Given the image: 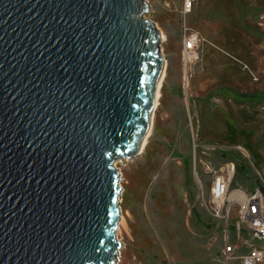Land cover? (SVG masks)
<instances>
[{"label": "water", "instance_id": "obj_1", "mask_svg": "<svg viewBox=\"0 0 264 264\" xmlns=\"http://www.w3.org/2000/svg\"><path fill=\"white\" fill-rule=\"evenodd\" d=\"M150 12L0 0V264L117 262L115 165L143 153L165 79Z\"/></svg>", "mask_w": 264, "mask_h": 264}, {"label": "rangeland", "instance_id": "obj_2", "mask_svg": "<svg viewBox=\"0 0 264 264\" xmlns=\"http://www.w3.org/2000/svg\"><path fill=\"white\" fill-rule=\"evenodd\" d=\"M145 1L153 11L146 17L164 37L160 48L166 75L163 98L156 107L154 128L143 153L115 165L121 174L120 206L125 219L117 235L123 249L115 264H240L238 260L226 263L223 259L224 247L235 240L230 223L226 230L222 222L210 215V190L219 170L232 164L222 154L237 152L252 178L259 181L260 186L254 190L259 189L264 198V167L255 164L244 145H233L221 138L222 124L217 121L241 118L240 124L236 121L239 128L255 134L262 143L260 156L264 158V0H259L254 8L241 0L232 3L237 8L231 17L236 25L227 39L233 51L240 48L235 44L244 49L246 60L240 67L242 76L249 81L246 85L238 82L240 77L235 70L220 81L221 66L214 71L204 68L207 44L215 58L232 59L227 54L230 52L220 48L215 40L217 25L208 33L209 39L202 36L207 44L200 45L199 60H193L185 70L177 17L182 0ZM196 3L197 0L191 13ZM215 9H210L212 14ZM191 13L186 17L187 23ZM215 19L228 22L221 14ZM234 175L233 165L231 182ZM230 185L229 193L236 190ZM238 189L243 192L242 199L254 191L245 186ZM233 208L237 216V204L232 211ZM253 245L262 247L264 243L254 241ZM245 252L239 249L237 253Z\"/></svg>", "mask_w": 264, "mask_h": 264}, {"label": "built area", "instance_id": "obj_3", "mask_svg": "<svg viewBox=\"0 0 264 264\" xmlns=\"http://www.w3.org/2000/svg\"><path fill=\"white\" fill-rule=\"evenodd\" d=\"M194 2L195 0H182L181 9L177 12L185 70L193 60H199L200 45L207 44V41L200 38L186 21V17L193 9ZM256 175L262 180L261 174L257 170ZM232 176L233 164H230L219 170L210 190L212 203L210 215L222 222L226 226V230L227 224L230 223L232 206L237 204V220L232 226L235 243L224 247L223 259L226 263L238 260L241 264H245L246 261H249L250 264H262L264 262V246L256 247L253 242L264 243V198L259 189L254 190L251 196L243 199V192L239 189L229 193ZM226 239L227 236L224 240ZM239 249H244L246 252L238 254Z\"/></svg>", "mask_w": 264, "mask_h": 264}, {"label": "crops", "instance_id": "obj_4", "mask_svg": "<svg viewBox=\"0 0 264 264\" xmlns=\"http://www.w3.org/2000/svg\"><path fill=\"white\" fill-rule=\"evenodd\" d=\"M243 3H248L252 8L256 7L259 4V0H241ZM222 2H226L227 5H221ZM233 0H197V3L195 4L194 10L193 12L189 15L188 17V23L190 25V27L192 28V30H194L195 32H197L198 34L202 36H204L205 38L209 39V35L208 33L214 28L213 25H217V31H218V37L215 39L216 42L220 45V48L225 49L228 54L229 58H232L231 60L237 62L239 65L234 64L231 62V60H226L224 58L221 59H217L215 58V53L212 49H208L207 45L205 47V51L203 54V59H204V65H205V70L206 71H214V69L216 67L221 66L222 70L219 74L223 73V75H218V80L222 81V78H225L226 75H229L230 71L233 73V70L236 71V73L239 74V79L238 82L246 85L249 81L247 80V78H245V76H242V69L240 67V64L242 65L244 61L246 60V55L244 53V49L242 47L241 44H235L238 45L240 48H238V50L233 51L232 46L230 45V43H228V39L229 38V34L231 31H233L234 26L236 25L234 20L231 18L233 15V9H237L236 7L232 6ZM218 8V11L215 9V13H211L212 11H210V9L212 8ZM228 10V11H227ZM211 13V15L209 14ZM219 14H221V16L223 18L226 17V20H228L227 23H219L218 21H216L218 18ZM229 17V18H227ZM255 18V17H254ZM217 22V23H216ZM211 34V32H210ZM202 37L204 40L205 38ZM231 50V51H230ZM234 57L239 58L240 60L236 61L235 59H233ZM225 75V76H224ZM241 115V114H240ZM240 117L242 118H247L244 115H241ZM219 123L222 124V129L220 131L219 136H221V138L225 139L229 136V132L230 129L232 130H237V137L240 138V141L238 140L237 143H232L233 145H244L246 148L247 144H250L249 142H251V145H259L260 143L256 140V136L253 132H246L245 131L243 133H240L241 130L243 128H239V124L241 123L242 119L237 118V119H231L230 121L226 118L225 120H217ZM238 121L239 124L236 122ZM244 130V129H243ZM250 135V140L244 142L242 135ZM262 144V143H261ZM261 144L259 146H261ZM239 150L241 149L240 147H238ZM259 149H255L253 151H256L258 153L261 152V147H258ZM243 151V150H242ZM248 151V150H247ZM244 152V151H243ZM249 152V151H248ZM235 209L233 208V211L231 212V216H230V227L232 229L233 224L236 222L237 220V216L235 215ZM242 254V253H241ZM239 263L241 264V262L239 261Z\"/></svg>", "mask_w": 264, "mask_h": 264}, {"label": "trees", "instance_id": "obj_5", "mask_svg": "<svg viewBox=\"0 0 264 264\" xmlns=\"http://www.w3.org/2000/svg\"><path fill=\"white\" fill-rule=\"evenodd\" d=\"M163 86L161 88V98L160 101H162L163 98ZM154 128V127H153ZM230 136L229 138L227 137L231 143H237V141H240V138L237 137V130H232L228 131ZM244 130H241L240 133H243ZM246 133V132H245ZM243 141L246 142L247 140H250V135H244L241 134ZM250 144L246 145V149L249 151V154L251 158H254L255 164H257L259 167L263 168L264 167V158L260 156V153L253 151L256 148L259 149V145H251ZM199 152V151H198ZM199 156V153H198ZM228 156V157H227ZM222 157L226 159L227 162H231L234 167H235V175L233 177V180L231 182L230 188L232 189H238L239 187L245 186L247 189H250L251 192L254 190L255 187H259V181L256 178H252L251 172L246 168L244 162L241 160V156L237 152H228V153H223ZM254 164V165H255ZM256 166V165H255ZM262 193L264 194V190L262 189Z\"/></svg>", "mask_w": 264, "mask_h": 264}, {"label": "bare ground", "instance_id": "obj_6", "mask_svg": "<svg viewBox=\"0 0 264 264\" xmlns=\"http://www.w3.org/2000/svg\"><path fill=\"white\" fill-rule=\"evenodd\" d=\"M164 63H166L165 60H164ZM164 66H165V68H164V72L162 73V76H165V74H166V64H165ZM162 83H163V80L160 81V85H162ZM160 93H161V90H160V88L158 87V88H157V91H156L155 104H154V106H153V112H152V117H151V122H150L149 130H148V133H147V135H146V137H145V140H144L143 146L146 145V142L148 141V138L150 137V135H151V133H152V130H153L154 117H155L154 114H155V110H156V107H157L158 102H159V99H160ZM120 179H121V174H120ZM120 185H121V183H120ZM121 188H122V186H121ZM122 191H123V188H122ZM121 196H122V194H121ZM118 203H119V207H120V211H121V212H120V220H119V222H118V228H117V232H116V237H117V235H118V232H119V230H120L121 225L124 224V220H125V219H124V216H123V213H122V210H121V206H120V203H121V197H120ZM117 240H119L118 237H117ZM119 242H120V241H119ZM118 260H119V257L117 258V261H118Z\"/></svg>", "mask_w": 264, "mask_h": 264}]
</instances>
